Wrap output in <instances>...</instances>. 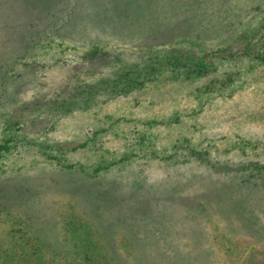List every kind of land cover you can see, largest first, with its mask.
<instances>
[{"label":"rangeland","instance_id":"obj_1","mask_svg":"<svg viewBox=\"0 0 264 264\" xmlns=\"http://www.w3.org/2000/svg\"><path fill=\"white\" fill-rule=\"evenodd\" d=\"M0 264H264V0H0Z\"/></svg>","mask_w":264,"mask_h":264}]
</instances>
